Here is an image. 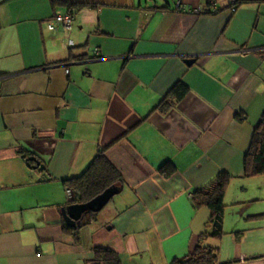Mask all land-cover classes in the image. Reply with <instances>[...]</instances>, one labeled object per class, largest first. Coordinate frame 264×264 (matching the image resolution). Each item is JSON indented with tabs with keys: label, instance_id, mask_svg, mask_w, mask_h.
Instances as JSON below:
<instances>
[{
	"label": "crops",
	"instance_id": "1",
	"mask_svg": "<svg viewBox=\"0 0 264 264\" xmlns=\"http://www.w3.org/2000/svg\"><path fill=\"white\" fill-rule=\"evenodd\" d=\"M231 1H0V264H95L94 248L122 264L189 256L210 232L193 194L243 176L264 114V0ZM70 8L72 29L50 31ZM179 82L184 99L154 111ZM104 149L124 184L77 241L63 181ZM262 216L228 248L202 245L218 264H264Z\"/></svg>",
	"mask_w": 264,
	"mask_h": 264
},
{
	"label": "trees",
	"instance_id": "2",
	"mask_svg": "<svg viewBox=\"0 0 264 264\" xmlns=\"http://www.w3.org/2000/svg\"><path fill=\"white\" fill-rule=\"evenodd\" d=\"M242 4H244L243 1L236 0L234 6L239 8ZM69 12L73 13L71 8ZM188 91V87L179 82L154 111L167 112L172 107L173 101L183 100ZM20 153L31 166L33 162L30 159L36 158L34 154L28 151H21ZM106 153L107 149L99 151L81 176L63 181V185L72 192L71 203L74 205L86 204L109 188L118 187L122 189L124 184L123 176L109 161ZM243 169L244 178L264 176V114L254 130L250 148L244 156ZM175 170V166L171 162H167L160 168L159 172L163 177L167 178L172 176ZM231 180L232 176L222 172L208 186L197 190L193 194L192 201L195 208L204 207L210 211V232L199 238V243L187 258L175 260L171 264H218L217 251L211 247L203 246L202 242L207 239L220 240L224 235V199ZM97 215L89 213L84 216L76 229H71L64 225L65 233L72 235L79 241L80 231L91 224ZM93 253L95 264H122L120 256L113 250L94 248Z\"/></svg>",
	"mask_w": 264,
	"mask_h": 264
},
{
	"label": "rangeland",
	"instance_id": "3",
	"mask_svg": "<svg viewBox=\"0 0 264 264\" xmlns=\"http://www.w3.org/2000/svg\"><path fill=\"white\" fill-rule=\"evenodd\" d=\"M255 199L260 200L255 201ZM224 203V235L217 240L220 242V248H228L232 245V233L244 234L245 229L246 231L254 229V222L258 221L255 219L257 213L264 214V176L232 178ZM261 219L264 220V216Z\"/></svg>",
	"mask_w": 264,
	"mask_h": 264
},
{
	"label": "water",
	"instance_id": "4",
	"mask_svg": "<svg viewBox=\"0 0 264 264\" xmlns=\"http://www.w3.org/2000/svg\"><path fill=\"white\" fill-rule=\"evenodd\" d=\"M187 63L191 65L195 63V60L187 61ZM30 161L34 162L36 166L39 167L40 171L45 170V167L36 158H31ZM120 192L121 188H109L101 195L86 204L71 205L65 209H62L61 214L65 225L68 228L76 229L84 216L88 215L89 213L99 214L115 196L120 194Z\"/></svg>",
	"mask_w": 264,
	"mask_h": 264
},
{
	"label": "built area",
	"instance_id": "5",
	"mask_svg": "<svg viewBox=\"0 0 264 264\" xmlns=\"http://www.w3.org/2000/svg\"><path fill=\"white\" fill-rule=\"evenodd\" d=\"M236 0H232L231 1V5H232V11H236V8L234 6ZM181 5V2L178 3V6ZM73 22H74V15L71 13H66V14H61V13H57L53 19L51 20V22L49 23V30L50 31H55L56 26H60L63 30L65 31H70L72 29L73 26ZM97 58L100 57L99 52L96 53ZM68 73V71H66ZM66 193L68 195L69 198H72V192L69 189H66Z\"/></svg>",
	"mask_w": 264,
	"mask_h": 264
}]
</instances>
